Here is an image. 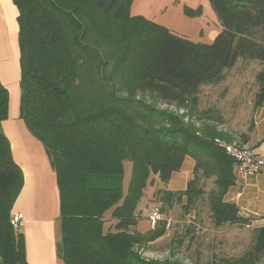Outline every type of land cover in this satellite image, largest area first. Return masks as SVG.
Masks as SVG:
<instances>
[{
    "label": "trees",
    "instance_id": "1",
    "mask_svg": "<svg viewBox=\"0 0 264 264\" xmlns=\"http://www.w3.org/2000/svg\"><path fill=\"white\" fill-rule=\"evenodd\" d=\"M133 1L13 0L19 10L20 114L57 174L58 254L65 264H185L174 259L184 238L175 239L164 260L139 251L163 238L169 222V231L173 226L166 217L145 234L137 228L156 177L164 212L177 204L186 215L195 212L186 230L192 239L202 204L217 229L252 225L226 198L237 183V161L226 148L235 137L218 129L224 122L219 113L200 109V94L222 83L239 60L264 67V0H210L221 25L211 44L132 16ZM196 13L185 8L190 17ZM257 83L255 111L264 105V69ZM9 103L0 82V264H26L23 235L12 225L24 179L1 130ZM187 157L195 161L193 178L185 191L172 192L167 185ZM126 162L133 172L125 194ZM209 180L214 189L206 191ZM108 213L114 231L106 232ZM252 232L250 250L208 264H262L264 227Z\"/></svg>",
    "mask_w": 264,
    "mask_h": 264
},
{
    "label": "crops",
    "instance_id": "2",
    "mask_svg": "<svg viewBox=\"0 0 264 264\" xmlns=\"http://www.w3.org/2000/svg\"><path fill=\"white\" fill-rule=\"evenodd\" d=\"M188 5L186 0H134L131 15L143 16L192 42L213 43L221 31L213 7L208 5L200 17H190L185 14ZM18 17L19 10L13 0H0V82L10 96L8 119L2 122L1 130L10 143L12 158L24 179L13 206L12 219L21 217L17 232L23 235L26 264H65L58 254L62 230L57 174L44 145L29 131L20 114ZM243 148L264 152V105L255 111L254 128ZM194 167L195 161L187 157L182 169L173 174L167 189L185 191L193 178ZM226 198L238 206L242 217L252 220V229L264 227V175L237 181ZM137 228L139 230V222Z\"/></svg>",
    "mask_w": 264,
    "mask_h": 264
},
{
    "label": "rangeland",
    "instance_id": "3",
    "mask_svg": "<svg viewBox=\"0 0 264 264\" xmlns=\"http://www.w3.org/2000/svg\"><path fill=\"white\" fill-rule=\"evenodd\" d=\"M186 2L189 4L188 9L197 12L196 15L200 12L199 17L203 10L209 6L212 8L210 0H186ZM263 69L264 67L260 62L239 60L232 70L226 72V79L222 83L216 86H206L201 90L200 109L203 111L213 110L219 113L224 122L220 124L218 129L232 134L235 137V144L233 145L240 148H243L241 143L244 140L247 141L253 131L254 101L258 92L257 75ZM213 124L215 125V123ZM132 172L133 164L126 162L123 179L125 194L129 188ZM161 188L163 185L158 177L153 178V182H149L146 198L141 205V215L138 221L139 230L147 231L151 227L154 229L159 224L153 227L148 219V214L153 207L163 210L157 196V191ZM212 189H214L213 180H209L206 183V191ZM199 206L193 239L192 236L186 235V230L190 223L195 222V212L186 215L179 204L170 210L169 208L166 209L165 212L161 210L164 220L166 217L170 218L173 221V226L170 231L166 227L167 234L163 238L144 249H140L141 255L154 260L169 258L175 239L179 238H184V244L174 259L181 260L185 264H195L196 260H200L201 264H208L216 258L239 257L252 248L254 238L251 227L227 225L217 229L210 218L208 206L206 204ZM111 223V215L108 213L105 225L106 232L114 231L113 227H110Z\"/></svg>",
    "mask_w": 264,
    "mask_h": 264
},
{
    "label": "built area",
    "instance_id": "4",
    "mask_svg": "<svg viewBox=\"0 0 264 264\" xmlns=\"http://www.w3.org/2000/svg\"><path fill=\"white\" fill-rule=\"evenodd\" d=\"M225 146V145H223ZM227 152L237 161L236 179L237 181H244L249 177L264 175V152L256 153L246 148H239L236 145H227ZM148 219L152 226L165 221L161 210L158 207H153L149 214ZM20 216H15L12 219V225L18 229ZM170 226V222L168 227Z\"/></svg>",
    "mask_w": 264,
    "mask_h": 264
}]
</instances>
